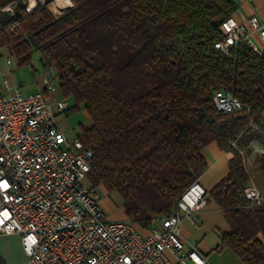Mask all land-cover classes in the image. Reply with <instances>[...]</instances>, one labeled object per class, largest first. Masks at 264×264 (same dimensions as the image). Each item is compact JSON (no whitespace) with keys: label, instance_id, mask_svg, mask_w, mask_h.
<instances>
[{"label":"trees","instance_id":"trees-1","mask_svg":"<svg viewBox=\"0 0 264 264\" xmlns=\"http://www.w3.org/2000/svg\"><path fill=\"white\" fill-rule=\"evenodd\" d=\"M52 2L62 14L40 0L32 12L28 0H0V56L9 51L22 68L39 53L43 70H57L61 100L84 106L91 126L77 138L93 153L89 185L118 194L126 219L151 231L207 171L204 151L216 144L231 155L228 175L207 195L230 227L219 250L264 264V205L244 197L252 176L239 154L264 147V51L214 47L234 0ZM219 89L249 111L218 112Z\"/></svg>","mask_w":264,"mask_h":264},{"label":"built area","instance_id":"built-area-1","mask_svg":"<svg viewBox=\"0 0 264 264\" xmlns=\"http://www.w3.org/2000/svg\"><path fill=\"white\" fill-rule=\"evenodd\" d=\"M28 1L32 12L37 2ZM14 6L4 11L13 12ZM249 26L264 43V24L253 18ZM221 32L214 47L222 53L245 42L261 54L246 24L231 18ZM57 74L46 72L44 90L29 95L6 77L0 82V236H19L28 264H209L181 239L182 219H193L208 206V191L199 180L184 192L177 211L155 219L148 234L129 219H108L98 189L87 182L93 153L57 123L68 111L66 101L54 98ZM214 103L222 114L249 111L228 90H216ZM250 147L264 153L257 143ZM239 154L246 166L247 154ZM243 194L250 205H264L253 181Z\"/></svg>","mask_w":264,"mask_h":264},{"label":"crops","instance_id":"crops-1","mask_svg":"<svg viewBox=\"0 0 264 264\" xmlns=\"http://www.w3.org/2000/svg\"><path fill=\"white\" fill-rule=\"evenodd\" d=\"M234 2L236 3L238 9L236 14L233 16V19L248 26L251 39L257 45L259 50L263 52L264 43L260 39L258 32L254 31L249 26V24L253 18H256L260 25L264 24V1L234 0ZM56 12L62 13V10L60 9ZM3 51H1V56ZM4 77L8 78L13 86L20 88L22 91L21 85L13 84L12 82L14 81L9 75H5ZM45 79L46 71L44 70L42 78L43 88L41 91H43L45 88ZM87 126L90 127L91 123ZM204 154L206 160L208 161L209 167L207 171L201 176L199 181L209 193L228 175L229 159L231 158V155L220 150L216 144L208 146L205 149ZM256 165V161H253L249 158L248 166L251 168ZM113 196H117L120 204L124 203L123 199L118 194H113ZM108 219L119 220L110 218ZM124 219H126V216ZM141 232L143 234H148L150 231L142 230ZM227 232H230V227L224 218V212L214 203H209L208 206L203 210H197L193 216V219L184 217L181 221V239L183 240L185 246L188 248L196 247L207 259L209 264H244L231 250H219L221 245V236ZM11 237L18 238L20 242L19 236ZM21 253L26 257L22 247ZM26 259L28 261L27 257Z\"/></svg>","mask_w":264,"mask_h":264},{"label":"rangeland","instance_id":"rangeland-1","mask_svg":"<svg viewBox=\"0 0 264 264\" xmlns=\"http://www.w3.org/2000/svg\"><path fill=\"white\" fill-rule=\"evenodd\" d=\"M35 1L37 2L38 0ZM40 1L44 2V0ZM52 3L53 2L51 1L46 4V6L50 7L55 14L60 15V13L55 11L56 9H54ZM39 58V53H34L31 65L20 68L17 66V61L13 54L9 53L7 50L3 51L2 56L0 57V81L5 75H9L14 81L12 82L13 84L21 85L24 95L41 91L43 88L42 78L44 70L40 64ZM56 87L57 94L54 95V98L61 99L58 83H56ZM66 102L68 103L70 111L58 115L57 123L65 135L69 139H73L78 136L82 128L88 127L87 125L91 123V119L84 109V106L80 105L77 110H74L73 108L75 106V102L72 99H67ZM257 146L261 150H264L263 146L261 147L258 144ZM249 158L256 161L257 165L250 168L248 166ZM247 160V165H243L251 174L252 180L256 184L259 191L264 195V153L261 154L252 149L247 155ZM98 194L101 198V205L105 209L108 218L119 220L125 218L123 204H120L117 196L114 197L113 195H109L102 188L98 189ZM20 246L18 238L0 237V255L4 258L6 264H28L26 257L21 253Z\"/></svg>","mask_w":264,"mask_h":264},{"label":"bare ground","instance_id":"bare-ground-1","mask_svg":"<svg viewBox=\"0 0 264 264\" xmlns=\"http://www.w3.org/2000/svg\"><path fill=\"white\" fill-rule=\"evenodd\" d=\"M51 1H54V0H44V2L46 3H50ZM35 0H32V4L35 5ZM27 11H28V7H27Z\"/></svg>","mask_w":264,"mask_h":264},{"label":"water","instance_id":"water-1","mask_svg":"<svg viewBox=\"0 0 264 264\" xmlns=\"http://www.w3.org/2000/svg\"><path fill=\"white\" fill-rule=\"evenodd\" d=\"M43 4H45V5H46V4H48V3H46V2H43ZM72 7H73V4H72Z\"/></svg>","mask_w":264,"mask_h":264}]
</instances>
